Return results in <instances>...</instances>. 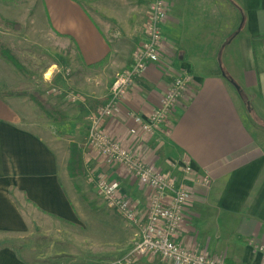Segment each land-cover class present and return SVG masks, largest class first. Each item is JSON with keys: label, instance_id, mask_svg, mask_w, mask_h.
<instances>
[{"label": "crops", "instance_id": "crops-1", "mask_svg": "<svg viewBox=\"0 0 264 264\" xmlns=\"http://www.w3.org/2000/svg\"><path fill=\"white\" fill-rule=\"evenodd\" d=\"M167 1L168 16L162 25L159 62L148 64L137 75L134 86L114 113L98 120V129L126 144L145 162L168 173L177 187L188 189L190 198L177 233L183 247L207 252L225 264H261V255L253 244H264V151L256 146L238 90L245 95L253 93L254 106L264 108V0H227L235 10L232 14L228 10L222 12L228 18L223 17L229 29L225 35L235 34L225 46L224 71L206 74L190 72L173 45L182 37L181 31L189 22L192 10L198 13L204 10L207 20L213 23V9H219V4L215 0ZM220 1L221 5L225 3ZM140 2L0 0L2 18L21 24L23 30L33 31L32 38L39 32L57 36L76 52L80 68L94 76L89 86L79 88L87 97L80 95L81 100L76 102L82 103L78 108L71 105L69 108L57 97L46 96L48 103L63 115L61 120H53L44 116L27 97L6 94L19 89L21 80L0 53V234L29 236L40 228L39 217L78 223L79 207L85 204L81 202L83 197L77 195L78 180L85 177L107 178L121 195L136 203L141 221L145 220L146 187L120 166L102 162L88 144L89 115L97 116L109 95L111 83L107 86L105 81L112 82L116 73L129 66L142 38L147 9H135L134 5ZM221 9L229 7L225 5ZM230 16L235 23L240 18L237 30L229 26ZM4 32L0 30V38L2 34L16 36L14 31ZM105 57L107 62L100 69L84 67ZM180 70L191 74L193 96L179 102L171 119L161 123L152 135L144 139L130 135L128 129L136 125L134 117L147 120L152 110L158 108L159 96ZM37 108L44 117L38 115ZM57 122H61L62 129L55 127L54 131ZM70 131L74 139L60 141ZM70 141L79 145L84 168L83 176L74 179L66 169ZM186 163L192 169L189 174L183 170ZM205 175L210 178L209 185L201 182ZM39 254L35 256L27 250L21 253L17 248L3 246L0 264H60L46 256L40 262L43 259ZM138 260L140 264H174L149 256Z\"/></svg>", "mask_w": 264, "mask_h": 264}, {"label": "rangeland", "instance_id": "rangeland-1", "mask_svg": "<svg viewBox=\"0 0 264 264\" xmlns=\"http://www.w3.org/2000/svg\"><path fill=\"white\" fill-rule=\"evenodd\" d=\"M139 1L141 2L137 6L134 5L135 9L137 7L138 9L144 7L148 9L146 0ZM224 2L221 5L220 0H215V4H219V9H213V23H210L209 19L207 20L208 15H204V10L201 13H198L196 9L192 10L188 16L189 22L181 31L182 37H179L177 43L173 45L176 55L180 57V60L186 61L185 65H189L192 73L206 74L213 70H219L221 73L224 71L223 53L225 46L235 34L225 35L229 29L226 28V23L223 21L225 15L222 12L228 10L232 14L235 9H232V5L227 0ZM225 5L229 9H221ZM224 19L228 18L225 16ZM229 19L232 20L229 26L231 28L235 26V30H237L240 18L236 23L231 16ZM210 24H213L214 27L209 28ZM1 29L5 30L4 33L9 34L13 31L16 33V36L2 34L0 38V48L9 50L19 65L16 68L8 61L18 73L17 79L21 80V87L14 91L24 92V95L21 96H25L31 101L30 95L36 91L41 99L47 102L46 96L51 95L57 97L64 105L68 104V107L69 105L76 108L80 107L82 102H71L63 93L51 92V89L55 87L63 92L75 93L79 100H81L80 95L84 98L87 97L78 90L81 87L85 89L89 86L94 76L91 73H85L80 68L78 55L73 49L67 47L65 42L57 36L50 37L39 32L37 36L32 38L30 34H34V32L27 29L23 30L19 23L7 26L0 22ZM49 70L50 73L48 74ZM45 73H47L46 77L49 78L47 81L44 76ZM229 80L231 84H235L231 79ZM109 81H105L107 86L111 83ZM238 91L239 102L243 107L249 129L257 142L256 146L264 151V108L259 109L256 105L254 106V102H252L253 93L246 92L248 95H245L240 88ZM33 103L37 105L35 102ZM38 108L36 110L38 115L40 117L46 116L44 113L43 116L40 113V108ZM55 127L62 129L61 122L54 125V131L57 129ZM73 139L74 133L70 131L69 134H64L60 141L65 143L67 140ZM82 179L78 180L80 193L77 192V195L83 197L81 202L85 204L79 207L81 220L78 223L67 224L53 218H49V221L39 217L37 220H39L40 228L33 231L29 236L23 238L1 233L0 248L11 246L17 248L21 253L27 250L35 256L43 251L42 255L39 254L40 259H43L39 260L40 262L44 261V256H46L55 263L59 261L60 264H114L127 255L139 240L137 229L123 220L116 211L108 208L97 197L95 179L92 177ZM209 184L210 181L207 185ZM41 226H45L46 229L43 230L44 228ZM137 262L140 264L139 260Z\"/></svg>", "mask_w": 264, "mask_h": 264}, {"label": "built area", "instance_id": "built-area-1", "mask_svg": "<svg viewBox=\"0 0 264 264\" xmlns=\"http://www.w3.org/2000/svg\"><path fill=\"white\" fill-rule=\"evenodd\" d=\"M167 16V0H148V9L141 28L142 38L133 51L129 66L113 77L109 95L97 116L93 113L89 115L91 128L88 133V144L99 159L120 166L146 187L148 200L145 220L141 221L136 203L121 195L117 186L107 178L99 176L95 180V191L107 207L115 209L128 224L138 229L139 240L133 249L114 264H136L143 256L159 258L174 264H225L207 252L185 248L177 240V233L184 221V210L190 198L188 189L177 187L175 180L168 173L145 162L133 149L111 138L97 126L99 119L110 117L117 105L125 100L128 91L134 86L137 75L144 71L148 64L159 62L163 41L162 25ZM44 76L46 81L49 80L46 77L47 73ZM51 90L63 93L71 102L79 100L73 92H63L59 89L58 91L55 87ZM194 91L191 74L186 70H180L166 91L159 96L158 108L153 109L145 121L135 116L136 125L130 127L128 133L140 135L142 139L152 135L161 123L171 119L175 106L192 97ZM183 170L189 174L192 171L190 164L186 163ZM209 181L208 175L202 177L203 184L207 185ZM253 246L261 255V264H264V244L254 243Z\"/></svg>", "mask_w": 264, "mask_h": 264}, {"label": "trees", "instance_id": "trees-1", "mask_svg": "<svg viewBox=\"0 0 264 264\" xmlns=\"http://www.w3.org/2000/svg\"><path fill=\"white\" fill-rule=\"evenodd\" d=\"M3 1H9V2H16L20 3L23 0H3ZM78 2H81L82 0H76ZM0 22L4 25H16V23L7 21L4 18L0 16ZM0 53L9 61L14 67L18 68V63L14 56H12L9 53V50H6L5 48H0ZM107 62V58H103L102 60L92 63L90 65L84 66L87 69L90 70H97L103 67ZM7 95H15V96H21L24 95V92L22 91H9L6 93ZM30 98L32 99L35 104H37L40 108V110L48 117L52 118L53 120H61L63 118V115L60 111L54 109L50 103L47 101L41 99V97L37 94L36 91L31 93ZM67 173L70 178H78L83 176L84 173V168H83V162H82V157L81 153L79 150V145L74 142L70 141L69 142V148H68V160H67V165H66ZM79 190V188L77 187Z\"/></svg>", "mask_w": 264, "mask_h": 264}, {"label": "bare ground", "instance_id": "bare-ground-1", "mask_svg": "<svg viewBox=\"0 0 264 264\" xmlns=\"http://www.w3.org/2000/svg\"><path fill=\"white\" fill-rule=\"evenodd\" d=\"M49 73V72H48Z\"/></svg>", "mask_w": 264, "mask_h": 264}]
</instances>
